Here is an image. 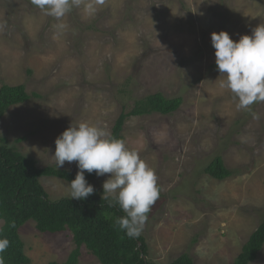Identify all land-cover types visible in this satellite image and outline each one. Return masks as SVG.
Masks as SVG:
<instances>
[{
	"label": "rangeland",
	"instance_id": "1",
	"mask_svg": "<svg viewBox=\"0 0 264 264\" xmlns=\"http://www.w3.org/2000/svg\"><path fill=\"white\" fill-rule=\"evenodd\" d=\"M262 23L264 0H105L94 15L82 4L60 21L30 0H0V88L25 85L32 95L7 110L0 136L39 167L56 165L55 140L72 123L112 134L146 95L182 97L173 113L129 117L123 127L160 188L140 235L157 264L183 254L193 264L231 263L264 220V103L237 110L220 87L211 34L238 41ZM217 156L233 171L224 180L205 172ZM61 168L78 172L76 162ZM110 175L89 183L102 192ZM40 181L52 200L71 198L69 181ZM18 233L29 264H62L76 249L69 229L40 232L31 220ZM79 264L102 263L83 245ZM250 264H264V248Z\"/></svg>",
	"mask_w": 264,
	"mask_h": 264
},
{
	"label": "trees",
	"instance_id": "2",
	"mask_svg": "<svg viewBox=\"0 0 264 264\" xmlns=\"http://www.w3.org/2000/svg\"><path fill=\"white\" fill-rule=\"evenodd\" d=\"M37 96V94H34ZM32 98L25 85L4 84L0 88V119L16 104ZM182 97H167L161 92L151 93L137 100L129 112H123L116 120L112 136L124 140L125 121L129 117L153 113L171 114L182 104ZM25 138H19L22 141ZM211 177L224 180L233 174L217 156L205 167ZM77 173L57 168L56 165L39 167L36 160L23 154L9 143L7 136H0V219L4 225L0 238L10 241L4 252V264H29L24 242L18 231L28 221H35L40 232L57 233L69 229L73 232L76 249L62 264H79L81 247L84 245L102 264H157L149 259L148 245L143 236L129 238L115 223L126 214L119 206L109 207L102 200V192H94L85 200L63 197L52 200L42 185L41 177H57L71 182ZM90 182L97 176L85 173ZM149 214V213H148ZM14 225V226H13ZM264 248V220L249 236L236 259L227 264H250ZM50 264H59L52 262ZM170 264H193L189 254H183Z\"/></svg>",
	"mask_w": 264,
	"mask_h": 264
},
{
	"label": "clouds",
	"instance_id": "3",
	"mask_svg": "<svg viewBox=\"0 0 264 264\" xmlns=\"http://www.w3.org/2000/svg\"><path fill=\"white\" fill-rule=\"evenodd\" d=\"M45 15L60 21L73 8L83 4L84 12L91 16L105 0H30ZM55 27L63 30L65 25ZM211 43L215 49V63L220 77V87L227 89L238 100L237 110L251 111L254 103H264V23L252 29L251 35H243L234 41L227 31L213 32ZM253 118L259 115L252 112ZM53 155L59 169L65 162H76L78 172L69 183L71 199L85 200L94 194V186L85 173L97 177L111 174L103 183L102 200L109 207L119 206L126 214L115 223L129 238L140 236L148 213L160 196L158 177L123 139L115 138L105 128L88 122L72 123L55 140ZM14 226V225H13ZM10 241L0 238V264Z\"/></svg>",
	"mask_w": 264,
	"mask_h": 264
}]
</instances>
